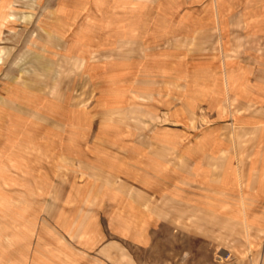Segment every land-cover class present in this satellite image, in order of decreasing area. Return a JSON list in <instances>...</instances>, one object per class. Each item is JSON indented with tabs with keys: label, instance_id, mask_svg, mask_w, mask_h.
I'll list each match as a JSON object with an SVG mask.
<instances>
[{
	"label": "rangeland",
	"instance_id": "obj_1",
	"mask_svg": "<svg viewBox=\"0 0 264 264\" xmlns=\"http://www.w3.org/2000/svg\"><path fill=\"white\" fill-rule=\"evenodd\" d=\"M263 2L0 0V264H264Z\"/></svg>",
	"mask_w": 264,
	"mask_h": 264
},
{
	"label": "crops",
	"instance_id": "obj_2",
	"mask_svg": "<svg viewBox=\"0 0 264 264\" xmlns=\"http://www.w3.org/2000/svg\"><path fill=\"white\" fill-rule=\"evenodd\" d=\"M250 1V0H248ZM262 3V2H261ZM264 3V2H263ZM261 12L258 15H262L264 19V6L260 5ZM258 9V7L256 8ZM260 10V9H259ZM255 19V17H254ZM258 20H255L253 24V28L255 30L263 31L262 41H263V48L261 49V55L257 54L255 61H253V65L251 64L250 58L246 61V67H241L242 69L239 70L238 78L245 79L243 82L238 83V89L243 90V93L249 96L248 101L251 100L250 103L253 105H256V110H261L263 112V116L261 119L256 117V120L251 121L249 119H238L235 124L237 126V129H239L240 135H246L251 136L253 135L254 138L252 139V142L257 143L254 145L253 152L255 153V157L263 156L264 157V22L257 24ZM257 27H255V26ZM248 27L251 25L248 23ZM259 52V50H258ZM248 103L244 105V108L247 109ZM252 106V105H250ZM234 123V122H233ZM239 135V136H240ZM244 138V137H243ZM215 151L217 152V149L220 146V151H227L228 147H226V142L223 140V137L219 138L218 135H216L215 139ZM240 142L244 141V139L238 140ZM246 141V140H245ZM260 143L262 144L260 146ZM251 183L248 185V188L250 190Z\"/></svg>",
	"mask_w": 264,
	"mask_h": 264
},
{
	"label": "bare ground",
	"instance_id": "obj_3",
	"mask_svg": "<svg viewBox=\"0 0 264 264\" xmlns=\"http://www.w3.org/2000/svg\"><path fill=\"white\" fill-rule=\"evenodd\" d=\"M6 9H7V8H6ZM1 17H2V16H1ZM7 17H8V14L3 16V20H2V22H1V24L4 23V22H6V21H8Z\"/></svg>",
	"mask_w": 264,
	"mask_h": 264
}]
</instances>
